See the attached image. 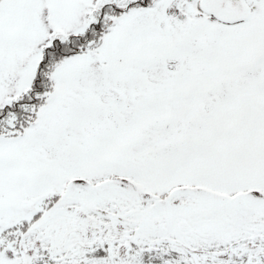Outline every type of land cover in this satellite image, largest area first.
Listing matches in <instances>:
<instances>
[{
  "label": "snow or ice",
  "instance_id": "6c2138e0",
  "mask_svg": "<svg viewBox=\"0 0 264 264\" xmlns=\"http://www.w3.org/2000/svg\"><path fill=\"white\" fill-rule=\"evenodd\" d=\"M0 264H264V0H0Z\"/></svg>",
  "mask_w": 264,
  "mask_h": 264
}]
</instances>
